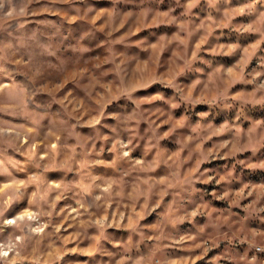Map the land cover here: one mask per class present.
Instances as JSON below:
<instances>
[{"label":"clouds","instance_id":"1","mask_svg":"<svg viewBox=\"0 0 264 264\" xmlns=\"http://www.w3.org/2000/svg\"><path fill=\"white\" fill-rule=\"evenodd\" d=\"M60 2L68 4L73 0ZM78 3L87 5L85 17L93 13L89 18L92 29L86 33L91 34L93 38L83 40L82 55L76 61L78 67L71 71L69 69L72 66L62 69L58 53L47 43L41 42L42 51L39 48L21 51L20 49H26L22 44L11 57L0 55V93H5L9 101L10 111L4 114L9 119L4 122L20 125L26 121L18 116L14 109L21 106L27 108L31 88H49L54 84L55 94L51 97L53 102L50 111L53 113L62 111L65 125L75 128L79 124L87 140L76 144L66 143L67 151L61 155L50 149L36 150L37 144L42 141L33 138L30 142L29 134L36 131L34 127H27L26 131L14 126L0 128V153L10 158L13 171L18 172L20 178L12 177V173L8 172L5 159H0V175L10 177L8 183L16 186L25 200L33 198L31 186L35 184L40 185L46 194L55 192L61 197L64 192L79 188L81 192H77L76 195L81 196V200L77 202L81 207H86L83 195L92 196V191L98 190L99 194L92 198L93 203L111 199L113 195L121 196L124 177H133L135 173L133 194L136 198L143 195L147 201L154 197L155 203L150 211L161 207L165 209L160 221L154 226L156 235L152 239L157 242L156 251L182 245L189 239L195 240V236H181L175 239L170 232H166V229L178 230L185 221L205 214L204 209L207 207L208 198L211 197L228 204L221 215L226 211L228 217L238 216L236 209L244 212L245 215L237 220L242 226L250 221L253 212L257 214L260 222L259 227H251L240 234L231 233V229L228 232H221V223L209 214L208 223L215 229L217 239H227L234 245L247 244L249 250L255 249V253H264V244L254 242L256 237L264 236V216H259L260 213H264V206L254 207L258 203L256 200L243 203L252 197L257 189H264V182L254 183L247 179L243 170L248 169L251 173L257 170L264 172V163H252L250 158L237 159L248 152L255 157L264 149V119L257 118L252 111L257 105L264 108V80H260L256 85L251 99L232 90V85L237 82L256 83L264 73L255 72L252 80H230L224 86L217 85L216 81L222 69L207 73L200 66L210 64L198 55L200 45L210 35V32H205L191 54L185 50L183 55L177 57L182 63L176 65L170 75L149 74L147 72L150 67L149 61L143 59L140 52H133L134 45L129 39L139 35L141 29L136 27L120 34L126 25L131 27L138 18L137 13L128 10L129 6L136 5L137 0H111L113 5L122 6V10L119 11L114 7H102L97 11L98 5L88 3V0H78ZM150 3L153 6L162 5L164 0H139L137 6L141 9L140 16L146 18L153 10L146 6ZM199 3L200 0H188L184 6L185 14ZM230 4L231 0H207L206 10L215 9L216 12L223 10L228 20L235 15L245 14L255 15L264 20L262 0H250V3L239 8L226 6ZM80 10V7H76L77 13ZM0 14L13 17L29 13L25 8L17 11L14 0H0ZM105 14L107 18L102 21ZM49 15V19L40 20L39 23L55 25L59 14ZM168 15V12H156L158 17ZM82 18L84 17L79 15L71 16L73 23ZM206 22L214 24L215 18L209 14ZM204 27L205 24L201 23L189 33V36L196 35ZM237 30L244 32L253 29L250 25H240ZM261 39H264V33H261ZM146 41L147 37L136 41L135 47L140 48ZM259 43L260 41H257L252 45V52L247 53V59L250 60L255 54ZM121 45L122 48L118 47ZM5 47L12 48L13 45L9 43ZM156 47V44H151L142 48V51L147 52L148 48ZM237 47L238 45H231L229 52H234ZM223 48L221 45L218 50ZM163 51L161 49V53ZM71 55L70 51L63 54L64 58ZM260 63L264 66V58ZM36 64L53 67H44L43 71H39V78L32 81L28 74L34 71ZM226 71L230 76L233 70L229 68ZM91 82H111L114 87L100 93L104 99L99 110L95 114L88 113L91 124L87 121L81 124L73 114L76 110H69L71 102L68 97L80 94V86ZM158 85L161 86V90L153 92L152 89ZM198 92L199 94H196ZM257 93H261L258 98ZM34 98L42 103L47 102L49 93L40 92ZM250 103L251 109L248 107ZM165 125L167 131L162 130ZM85 128L94 129L96 135L83 132ZM102 131L104 134H101ZM98 141H111L110 151L114 154L113 158L105 161L96 159L104 152L103 145L97 148ZM210 141L214 142L215 147L205 148L204 145ZM77 148L81 149L79 158ZM137 152L140 153L139 156L135 155ZM228 159L234 160L235 163L231 168L224 164L225 170L222 172L210 166L214 161ZM99 164L114 169L120 174L119 178L102 179L99 175L89 177L88 170ZM237 164L241 166L239 175L236 172ZM53 172L61 173L65 177L71 173L77 179L69 177L62 181L53 178ZM86 179L89 183L84 186ZM141 185L145 186V191H138ZM213 185L215 187H212ZM189 208L192 210L189 211ZM123 219L121 215L107 226L122 225ZM139 235L142 239L145 238L142 230L139 231ZM167 240H171V243H164ZM131 242L132 237L129 236L128 243ZM114 243L115 246H120L119 241ZM217 246V243L209 244L207 240L196 245L203 248L204 253ZM87 255L91 256L93 252H88ZM2 258L3 254L0 253V259ZM200 258L202 256L190 257L192 264ZM226 259L232 261L237 258L228 256ZM239 260H244L245 264H264V260H260L255 254L250 259L245 256ZM120 264H124V261L122 260ZM134 264H140L139 260ZM171 264H175V261Z\"/></svg>","mask_w":264,"mask_h":264},{"label":"rangeland","instance_id":"2","mask_svg":"<svg viewBox=\"0 0 264 264\" xmlns=\"http://www.w3.org/2000/svg\"><path fill=\"white\" fill-rule=\"evenodd\" d=\"M88 3L97 4V11L102 7L122 10L121 5H113L111 0H88ZM187 3L188 0H179V3L177 0H164L162 5L156 4L155 6L150 3L146 6L153 10L146 18L139 15L141 11L137 6L139 0L136 5L129 6L128 10L137 13L138 18L135 23L131 24V27L126 25L120 34L136 27L141 29L139 35L129 39L134 45L133 52H140L142 58L149 61L150 67L147 69L149 74L170 75L176 65L182 63L177 57L183 55L185 50L191 54L205 32H210V35L200 45L198 55L210 64L205 63L200 66L207 73L222 69L216 81L217 85L224 86L230 80H252L255 72L264 73V66L260 63L264 58V39H261V33H264V20L247 14L235 15L228 20L223 10L221 12H216L215 9L206 10L207 0H200L197 6L185 14L184 6ZM247 3H250V0H231V4L226 6L239 8ZM14 5L17 11L25 8L29 14L13 17L0 14V55L11 57L22 44L26 46V49H20L21 51L36 48L42 51L40 45L43 42L51 45L52 50L58 53L62 69L72 66L69 70H75L78 67L77 58L82 55L83 40L93 38L91 34L86 35L92 29L89 18L93 14L89 13L88 17L84 16L87 5L78 3V0H73L68 4L61 3L60 0H14ZM76 7H80L79 13L76 12ZM156 12H168L169 15L158 17ZM52 13L59 14L55 25L39 23L40 20L49 19V14ZM209 14L215 18L214 24L206 22ZM72 15L84 18L73 23ZM106 18L107 14L102 17V21ZM201 23H204L205 27L200 29L196 35L189 36V33ZM240 25H250L253 30L240 32L237 30ZM144 37H147V41L140 48L135 47V42L143 40ZM257 41H260L258 48L249 60L247 53L252 52V45ZM9 43L13 45L12 48L5 47ZM151 44H156L157 47L148 48L147 52L142 51V48ZM221 45L224 48L218 50ZM231 45H238L234 52H229ZM161 49L164 50L162 53ZM69 51L72 55L64 58L63 54ZM44 67L53 66L36 64L34 71L28 74L29 78L32 81L37 80L39 71H43ZM229 68L233 70L230 76L226 71ZM8 78L11 79V76ZM260 80H264V76H261L256 83L237 82L232 85V90L251 99V94ZM111 87H114L111 82H91L80 86V94L68 97L71 102L69 110H76L73 114L81 124L85 121L91 124L88 113L95 114L99 110L104 99L100 93ZM97 89L100 91L98 92ZM158 90H161L159 85L152 89L153 92ZM40 92L49 93L47 102L42 103L34 98ZM54 94V84L49 88L32 87L28 93L27 108L21 106L14 109L26 123L16 125L4 122L9 119L4 116L10 111L9 101L5 93H0V128L14 126L21 131H26L27 127H34L36 131L29 134L30 142L33 138L42 141L37 144L36 150L50 149L61 155L67 151L66 143L76 144L87 140L79 124L75 128L65 125L62 111L56 113L50 111L53 102L51 97ZM260 95L261 93H257L256 97ZM248 107L252 108L251 103ZM252 111L257 118L264 119V108L260 105ZM162 130L167 131V125ZM83 132L92 136L96 135L92 128H85ZM101 134H104L103 131ZM101 145L104 146V152L96 159L105 161L113 158L114 154L110 151L111 141H98L97 148L99 149ZM204 147L213 149L215 144L210 141ZM80 151L81 149L77 148V158H79ZM135 155L139 156L140 153L137 152ZM249 158L252 163H264V149H261L255 157L251 156L250 152L237 157V159L245 160ZM0 159H5V167L8 172L12 173V177L20 178L18 172L13 171L10 158L0 153ZM233 163H235L234 160L228 159L214 161L210 166L222 172L225 170L224 164L231 168ZM243 171L245 177L254 183L264 182V172L257 170L251 173L248 169ZM236 172L238 175L241 172L239 164L236 165ZM88 175L89 177L99 175L102 179H118L120 174L104 164H99L89 169ZM52 176L62 181H66L69 177L77 179L71 173L65 177L61 173L53 172ZM134 177L135 173L133 177H124L123 195H113L111 199L93 203V196L99 194L98 190H93L92 196L83 195L86 207H81L77 202L81 200V196L76 195L77 192H81L79 188L64 192L61 197L55 192L46 194L40 185L35 184L31 186L34 192L33 198L25 200L16 186L8 183L10 177L0 175V253L3 254L0 264H120L122 260L124 264H134L138 260L140 264H171L172 261H175V264H192L190 257L201 256L202 258L195 260V264H237L240 257L247 256L250 259L254 254L258 255L260 260H264V253H255V249L249 250L247 244L234 245L230 244L227 239L218 240L215 229L208 223L210 214L214 220L221 223V232H228L231 229V233L240 234L251 227L260 226L257 214L253 212L250 221L242 226L237 223V220L245 215L244 212L236 209L238 216L228 217L226 211L221 215L228 204L211 197L208 198L207 207L204 209L205 214L185 221L178 230L166 229V232H170L175 239L181 236H195V240L189 239L182 245L156 251L157 242L152 239L156 235L154 226L160 221L165 209L161 207L150 211L155 203L154 197L147 201L143 195L136 198L133 194ZM88 183L86 179L84 186ZM145 190V186L141 185L138 191ZM254 200L258 201L254 207L264 206V189H257L253 196L243 203ZM191 210L189 208V211ZM249 211L251 212L252 209ZM121 215L124 218L122 225L107 226ZM259 216H264V213H260ZM140 230L144 233L145 238L143 239L139 235ZM129 236L132 237L131 244L128 243ZM205 240L209 244L215 242L218 246L211 247L204 253V249L196 245ZM115 241L120 242L119 247L115 246ZM254 242L264 244V236L256 237ZM164 243H171V240L164 241ZM88 252H93V255H87ZM228 256L237 259L229 261L226 259ZM239 264H245V261L239 260Z\"/></svg>","mask_w":264,"mask_h":264}]
</instances>
